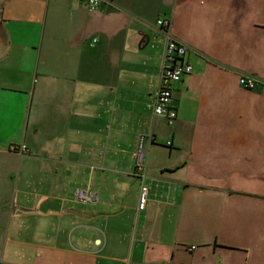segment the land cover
Returning a JSON list of instances; mask_svg holds the SVG:
<instances>
[{
  "label": "crops",
  "instance_id": "0c3cea01",
  "mask_svg": "<svg viewBox=\"0 0 264 264\" xmlns=\"http://www.w3.org/2000/svg\"><path fill=\"white\" fill-rule=\"evenodd\" d=\"M0 4V162L23 174L0 183L2 264H264V0ZM161 17L192 65L171 121L152 112ZM51 126L66 148L43 162ZM86 186L96 201L76 199Z\"/></svg>",
  "mask_w": 264,
  "mask_h": 264
},
{
  "label": "built area",
  "instance_id": "2783aa9c",
  "mask_svg": "<svg viewBox=\"0 0 264 264\" xmlns=\"http://www.w3.org/2000/svg\"><path fill=\"white\" fill-rule=\"evenodd\" d=\"M88 11L97 10L103 3L110 4L111 0H80ZM1 2V0H0ZM1 11V4H0ZM156 25L163 31L164 47L162 52V63L160 65L158 85L153 94V110L156 115H162L167 120L171 121L176 116L175 107L172 105L173 84L179 79L192 71L191 62L186 58L187 46L179 39L172 37L168 32L169 22L165 17L158 18ZM238 84L244 88H252L258 78L253 75L239 74ZM143 134H139V141L136 146L135 156H133V167L131 174L138 177L140 188H138V203L137 209H143L148 201V186L143 181L145 164H144V150L142 141H144ZM169 142H167L168 144ZM22 152L25 147H20ZM75 197L77 200L85 202L96 201L97 193L90 187L75 188Z\"/></svg>",
  "mask_w": 264,
  "mask_h": 264
},
{
  "label": "rangeland",
  "instance_id": "374dc122",
  "mask_svg": "<svg viewBox=\"0 0 264 264\" xmlns=\"http://www.w3.org/2000/svg\"><path fill=\"white\" fill-rule=\"evenodd\" d=\"M23 66V65H22ZM35 78L36 76H34V79L33 81H35ZM37 79H38V76H37ZM38 85V84H37ZM36 85V86H37ZM37 90H32L28 92V96H27V108H33V106H35L37 100L40 101V96H38ZM42 98H41V101L45 103V105L47 107L49 102V97L47 95H41ZM54 102V100H52ZM31 122H32V119L30 120V122H28V126H29V131H28V137H34L35 136V133H34V130H35V126H32L31 125ZM47 119H46V122H42V125H43V134L47 131ZM112 125V124H111ZM51 135H52V138H48L47 140L45 139L44 141L43 140H40V139H37V137L33 138L35 139V142L38 143L37 147L38 150L42 153L41 155L42 156V161H47V162H51L50 158L52 157H57L58 154H60L61 152H63V150L66 148V145H64L61 141H60V138H61V134H62V128H57L55 130V128H53L51 126ZM39 137H42V134H39L38 135ZM47 136V135H46ZM45 137V135H44ZM162 151V150H161ZM145 152V150H144ZM143 152V154H144ZM160 152V150L156 149V153L158 154ZM26 156H29L31 157V153H28V154H25ZM1 160V158H0ZM28 162H31V167L33 168H36V162H33V160L31 161H28ZM55 162V161H53ZM11 164H8V163H2L0 162V183H4V184H20V182H23L21 180L22 178V173L21 171L18 172L17 169H18V162L17 160L13 163V168L11 169ZM145 171H146V168H145ZM2 222V221H0ZM0 264H2V248L4 247L3 245V240H2V236L0 237Z\"/></svg>",
  "mask_w": 264,
  "mask_h": 264
}]
</instances>
